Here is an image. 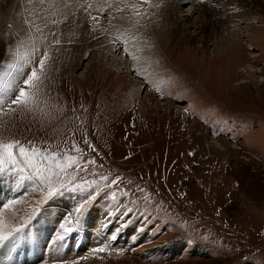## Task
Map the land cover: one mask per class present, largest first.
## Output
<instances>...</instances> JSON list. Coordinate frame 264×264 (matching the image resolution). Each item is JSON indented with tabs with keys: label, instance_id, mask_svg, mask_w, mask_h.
<instances>
[{
	"label": "rangeland",
	"instance_id": "374dc122",
	"mask_svg": "<svg viewBox=\"0 0 264 264\" xmlns=\"http://www.w3.org/2000/svg\"><path fill=\"white\" fill-rule=\"evenodd\" d=\"M45 52L28 109L0 110V142L60 167L0 169L18 183L5 207L142 210L136 234L122 223L110 249L51 264H264V0H0V97ZM28 174L43 190L23 197Z\"/></svg>",
	"mask_w": 264,
	"mask_h": 264
},
{
	"label": "bare ground",
	"instance_id": "6f19581e",
	"mask_svg": "<svg viewBox=\"0 0 264 264\" xmlns=\"http://www.w3.org/2000/svg\"><path fill=\"white\" fill-rule=\"evenodd\" d=\"M33 67H35V64L31 62L29 68ZM247 68L249 71L253 70L250 66ZM6 176L7 174L0 173V191H3L5 195L7 191L15 190L18 186L16 179H8L6 181ZM26 180L24 189L21 192L23 197L29 191L43 190L42 183L32 177L31 174H28ZM7 194V196L16 195L12 192H7ZM0 201L1 207L6 208V212H8L6 215L0 212V234H7L14 228L21 225L24 226L21 232L14 234L8 241L0 243V264H51L56 255L64 249H67L70 253L91 250L97 245H107V248L110 249L109 243L113 237L117 240L115 234L117 229L122 226V223L126 224L124 228L122 227L126 236L137 233L136 227L139 223L137 219L142 212L141 210L136 216L137 219L128 224V221L122 217L124 211L120 213L111 212L109 208L104 206L93 205L87 209L76 229L69 233L64 232L61 225L63 224L66 227L71 225L68 224V221H63L61 218L64 217L63 211L66 212L67 217H70L73 211L68 208L65 209L64 202L54 204L55 201H52L53 203L50 202L48 205L34 207L28 205V208L23 209L25 200L20 204L21 208H14L11 204L5 207L7 203L6 197L1 194ZM18 208L20 211H17ZM18 218L23 223L15 225L13 220H18ZM147 233L149 234V232ZM61 235L64 236L63 240L58 239ZM148 236L145 238H149Z\"/></svg>",
	"mask_w": 264,
	"mask_h": 264
},
{
	"label": "snow or ice",
	"instance_id": "6c2138e0",
	"mask_svg": "<svg viewBox=\"0 0 264 264\" xmlns=\"http://www.w3.org/2000/svg\"><path fill=\"white\" fill-rule=\"evenodd\" d=\"M145 2H147V0H145ZM201 3H205V0H201ZM208 3H211V0H208ZM87 8H91V5H87ZM118 11H120V9H118ZM113 19H115V17ZM91 20L93 22H97L98 18L96 16H91ZM53 23H55V21H53ZM95 30L96 29H93V31ZM60 42H61L60 39H56L55 41L56 44H60ZM47 59H48V53L45 52L43 54V57L38 60V67L31 68L30 74H25L26 78L22 80V83L25 87H19L18 92H12L11 84H8L6 86V89L4 91L12 92V95L10 96L9 99H4L0 97V110H3L5 105H15L19 107L21 110L28 109L30 102V94L26 90V88L39 87L34 82L38 81L39 79L38 73H43L45 67V60ZM20 71L23 73L22 68L20 69ZM19 83L20 81H17V84ZM10 110L15 111V109H10ZM73 147L75 148V145ZM76 150L79 151L78 148ZM92 150L96 151L95 148H93ZM56 157H57L56 153H48L47 150H39L34 146L26 147L19 140L12 139L7 142H0V169L6 168L8 165H16L19 163V160L22 158L30 168L34 169L35 175L41 181H46L47 179L46 176L44 175L45 172H47L48 175L50 176L53 174V170L55 168L60 167L56 160ZM66 159L68 161H71L73 165L77 164L78 161L77 157H73L71 155L66 156ZM44 161H51V163H49L45 168H41L40 163ZM60 171H63V169L60 168ZM56 175H59V172H56ZM61 187H64V185L62 184ZM76 187H79L83 190L82 185H78ZM73 190H75V188ZM52 194H53L52 192L49 193V195ZM94 199H95L94 196H90L88 200H86L85 202ZM84 206L85 205L82 202L80 205H78L75 208L74 213L70 215V217L68 218V224L71 225L70 227H66L63 224L61 225V228L64 232L71 233L76 229V227L79 225L85 213ZM23 229L24 226L21 225L20 227L12 229L7 234H0V243L8 241L11 237H13L14 234H18ZM58 239L63 240L64 236L61 235L58 237ZM103 250L104 249L101 248V249H96L95 251H103Z\"/></svg>",
	"mask_w": 264,
	"mask_h": 264
}]
</instances>
